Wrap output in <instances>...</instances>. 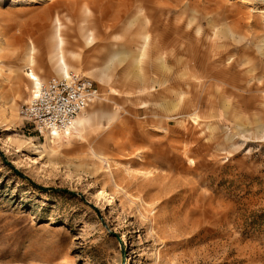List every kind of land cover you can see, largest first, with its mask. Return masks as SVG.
Wrapping results in <instances>:
<instances>
[{"label":"rangeland","instance_id":"obj_1","mask_svg":"<svg viewBox=\"0 0 264 264\" xmlns=\"http://www.w3.org/2000/svg\"><path fill=\"white\" fill-rule=\"evenodd\" d=\"M62 57L100 94L52 138ZM0 264H264V0H0Z\"/></svg>","mask_w":264,"mask_h":264},{"label":"built area","instance_id":"obj_2","mask_svg":"<svg viewBox=\"0 0 264 264\" xmlns=\"http://www.w3.org/2000/svg\"><path fill=\"white\" fill-rule=\"evenodd\" d=\"M31 91L18 113L39 134L50 136L70 132L78 115L100 94L91 78L74 71L39 79Z\"/></svg>","mask_w":264,"mask_h":264},{"label":"bare ground","instance_id":"obj_3","mask_svg":"<svg viewBox=\"0 0 264 264\" xmlns=\"http://www.w3.org/2000/svg\"><path fill=\"white\" fill-rule=\"evenodd\" d=\"M62 59V62H61V64H60V73H67L68 72V68H67V64L65 63V61H64V58L62 57L61 58ZM30 76L32 77V78H35V81L33 82V84L34 85H36L37 84V82H38V79H37V77L33 74V73H31L30 74ZM84 112V111H83ZM81 113V114H79L78 115V117H77V119H76V121H75V124H76V122L78 123V125H82V124H84L85 122H87L88 121V117L87 116H84V113ZM79 116H81L80 118H79ZM69 134H70V132H68V133H65V134H62L65 138H68V136H69ZM48 136V135H47ZM58 136L59 135H56L55 137H52V138H58ZM48 139V138H47ZM50 140H51V138H50ZM56 140V139H55ZM53 142V141H52ZM103 193V191H101L100 190V192L98 193V194H102Z\"/></svg>","mask_w":264,"mask_h":264}]
</instances>
